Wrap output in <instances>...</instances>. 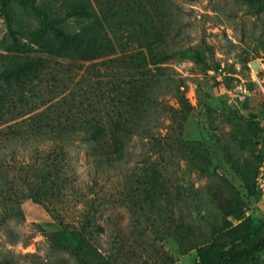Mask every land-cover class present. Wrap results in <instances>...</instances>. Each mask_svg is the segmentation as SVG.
<instances>
[{
    "label": "rangeland",
    "instance_id": "374dc122",
    "mask_svg": "<svg viewBox=\"0 0 264 264\" xmlns=\"http://www.w3.org/2000/svg\"><path fill=\"white\" fill-rule=\"evenodd\" d=\"M91 1L97 15L63 24L110 43L108 55L85 59L87 50L42 51L36 12L8 0L10 28L0 0V264H84L53 242L57 210L75 220L86 209L100 225L94 243L124 264H166L170 256L171 264H199L197 247L219 228L250 242L263 236L262 110L252 71L264 62V0ZM35 2L53 10L64 0ZM27 61L29 72L4 78ZM128 120L137 132L116 128ZM87 121L106 125V135L85 140L82 129H69L62 144L59 125ZM153 169L159 213L143 188L142 174ZM256 256L264 264V249Z\"/></svg>",
    "mask_w": 264,
    "mask_h": 264
},
{
    "label": "trees",
    "instance_id": "16d2710c",
    "mask_svg": "<svg viewBox=\"0 0 264 264\" xmlns=\"http://www.w3.org/2000/svg\"><path fill=\"white\" fill-rule=\"evenodd\" d=\"M19 1L23 5L31 7L41 20L42 25L35 31V36L39 38L40 41L47 40L45 43H40L42 51L47 52L52 56H63V53L70 50L83 52L87 50L85 59H93L110 53L109 49H107L110 46V43L101 42L98 38L86 40L83 37L85 27H83V32L66 31L63 27V24L71 17H75L76 19H80L85 22L97 15L99 10L94 6L91 0H80L76 2L72 0H64V3H62L60 7L53 10L40 7L35 0ZM1 8L4 11L9 27L12 28L8 0H1ZM31 63L29 61L20 62L15 66L7 68L4 71V78H19L21 75H24L31 70ZM168 79L170 80L171 88L177 97L178 102L184 105L187 104L188 101L185 95V90L181 88L179 79H176L173 75H169ZM132 91L134 92V90ZM188 105L185 106L188 107ZM135 124L136 122L132 120L118 121L116 122V128L135 133L137 132ZM258 124L260 130V145L263 148L260 159L261 163L264 158V143H262L264 128L261 126L260 121H258ZM52 129L56 128L53 127ZM69 129H82L84 132V139L94 141H100L108 131L106 125L91 121H87L79 126L59 125L57 129L59 132L58 138L62 140V144H67L72 138L71 134L64 132ZM75 136L76 135H74V137ZM64 150L65 149L63 148V151ZM111 154V150H108L106 156L99 159V165H102L106 158L110 159ZM48 156H51L50 153H48ZM59 164H61L60 161ZM259 166L256 172V177ZM50 172L54 176L55 180L56 177L58 179L60 177V173L62 172L61 165H58L56 162L55 166L51 167ZM156 172L157 169H153V173L144 172L142 174V178L143 181L147 183V186L143 188L148 192L151 199L149 201H152L150 206L151 208H154L155 212L159 213L157 211L158 208L156 207L155 201L156 196H161L163 193L162 190H160L161 183L158 182L159 180L157 179ZM33 189H35V196H44L46 193V189L44 187L35 186ZM142 193L143 191L140 190V194ZM86 211V209H83L80 211L77 219L71 220L63 212L57 210L55 217L60 225V228L52 233L53 242L57 246L81 256L84 264H124L127 262L124 258H118L116 254L106 253L94 243L93 240L97 238L96 230L100 227V225L93 217L90 218V215ZM20 212L23 214L22 211ZM243 216L244 211L236 214V218H241ZM262 249H264V235L259 237L257 240L250 242L248 237H245L234 228H219L217 235L213 240L203 243L197 247L200 258L199 264H258L256 254ZM175 261L176 259L173 256H170L166 264H171Z\"/></svg>",
    "mask_w": 264,
    "mask_h": 264
},
{
    "label": "built area",
    "instance_id": "2783aa9c",
    "mask_svg": "<svg viewBox=\"0 0 264 264\" xmlns=\"http://www.w3.org/2000/svg\"><path fill=\"white\" fill-rule=\"evenodd\" d=\"M259 68L257 70L253 69L252 71V80L255 82L257 91L259 93L260 101H261V110L262 115L259 117L260 124L264 128V62L261 60L258 64ZM262 143H264V131H263V139ZM257 185L260 189L262 195H264V158L262 159L259 170L257 173Z\"/></svg>",
    "mask_w": 264,
    "mask_h": 264
}]
</instances>
